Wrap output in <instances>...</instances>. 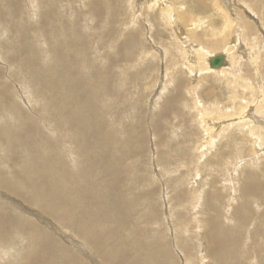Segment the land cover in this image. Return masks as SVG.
I'll list each match as a JSON object with an SVG mask.
<instances>
[{
	"label": "rangeland",
	"instance_id": "1",
	"mask_svg": "<svg viewBox=\"0 0 264 264\" xmlns=\"http://www.w3.org/2000/svg\"><path fill=\"white\" fill-rule=\"evenodd\" d=\"M175 1L166 6L173 9L174 26L184 31L176 13L181 5ZM186 1L182 8L189 7L184 11L208 16L218 28L223 13L233 11L234 4V0ZM33 2L0 0V264H27L29 259L43 264L39 260L44 254L38 250L45 252V264L63 260L59 252H46L47 224L24 210L33 206L28 200L34 184L40 183L28 164L35 150L52 154L61 168L63 159L84 168L89 154L92 172L98 171L90 174L92 189H101L113 176L122 178L125 217L117 221L99 212L95 224L105 243L101 251L111 264H217L218 258L209 252L214 244L205 240L214 229L225 241V264H264V193L258 187L264 182V105L255 106L262 100L259 85L264 88V25L258 21H264V0H239L248 13L234 8L239 16L251 18L256 30L234 24L228 44L238 63L232 67L233 76L193 75L184 64L177 69L174 61L186 63L183 50L191 51L188 47L198 43L188 39L183 45L187 48L179 50L162 0L150 8L147 0ZM50 9L55 11L52 20ZM232 17L235 23L236 14ZM204 36L198 38L210 49L224 44L220 38ZM247 56L257 61L252 65ZM236 75L234 88L228 79ZM245 82L249 86L244 87ZM76 98L82 102L83 132L70 103ZM245 102L242 113L254 128L253 147L245 119L238 122L237 114L221 118L225 112H238ZM208 111L210 117L204 119L202 112ZM87 131L97 133L89 139L95 148L82 144L79 132ZM15 134L22 140H13ZM211 135L213 148L206 143ZM67 149L69 155L63 152ZM17 182L19 188L13 190ZM87 184L81 187L85 195L90 190ZM245 184L255 187L248 191ZM69 197L79 203L73 191ZM81 210L89 216L88 210ZM74 230L80 234L87 229ZM155 236L161 246L155 252L137 246L141 239L154 246ZM200 242L198 256L204 260L198 262L193 257L198 251L195 243ZM92 251V260L82 256L84 264H104L102 252L93 245Z\"/></svg>",
	"mask_w": 264,
	"mask_h": 264
},
{
	"label": "bare ground",
	"instance_id": "2",
	"mask_svg": "<svg viewBox=\"0 0 264 264\" xmlns=\"http://www.w3.org/2000/svg\"><path fill=\"white\" fill-rule=\"evenodd\" d=\"M149 1H151V3H149L148 8H150L153 5V3H156L157 0H149ZM149 1L147 0V2H149ZM168 1L169 0H162V2L165 4L164 17H165L166 23H167V21H171L169 23V25L173 28V32H174L175 37H176V41L178 42L177 44L179 45V50H183L185 47L187 48L188 45L185 47H183V45L186 42V40H188V39L190 40V42L195 41L198 43V45H197L198 47L197 46L195 47L194 45H191V43H190L191 46L188 48L192 49L191 51H189V50L186 51V49L183 50V52H182L183 60L186 61V59H187L186 63L180 62L178 64V61H174L175 66L178 67V65H179V67L177 69H181L180 66H182V64H184V66H186V68H187V71H189L190 73H193V75L196 72H207V73L215 74L216 76H224L226 74H229V75L232 74L231 76H233L234 74H236V73H232L233 70H235L232 67H234V65L238 64L236 61L237 57L234 54L229 52L230 48L228 45L230 43V39L232 38V35H233L234 24L238 25V27L241 26L244 29H249L250 31L256 30V23H254L251 20V18H249L250 19V21H249V20L243 18L242 14L239 16L237 11H234L235 10L234 8L239 9L242 7L243 13H246V12L248 13L246 8L243 7L244 3L240 4L238 2L239 0H234V4L231 5L233 7V11L228 10V13L227 12L223 13L224 14L223 18H222L221 14L219 15L222 18L223 23L218 28V27H215V25L213 24V20L209 19L208 16L195 15L192 12L184 11L186 9V7H189V6H186L185 8H182L183 4H185V5L187 4L186 0H176L175 3L181 5V8L183 9L182 10L180 7H176V13H177V15H178V17L182 23L181 25H183V27L185 28L184 31L183 30L180 31V29H177L176 26H174V22H172V20H173V9L170 5L166 6ZM31 2H32V4L34 3L33 0H31ZM139 8H141V6H139ZM218 8H220V6H218ZM190 9L196 10L195 7H190ZM49 12H50L49 13V20H52L55 16V11L53 9H50ZM35 14H36V12L34 13V15ZM232 14L233 15L236 14L235 23L233 21L234 20L233 17L231 18ZM258 21L260 22L261 25H264V21H262V20L261 21L258 20ZM200 32H202V34H200ZM204 34H205V36H204ZM198 35H203L206 38H220L221 42H223L224 44L221 43V46H219L217 48L210 49V47H208V45L205 42L203 43L198 38ZM131 37L133 38V35ZM180 39H182V40H180ZM208 51L209 52L213 51L214 54L208 53ZM218 54H222L224 56V63L221 66L216 67V68H212V67H210V65L208 66L209 59L215 55H218ZM247 59L250 60L252 65L257 61V60H254L255 59L254 57L250 58V56H247ZM256 59H258V57H256ZM207 62H208V64H207ZM259 64L260 63L257 62L254 65L255 66L254 69L256 71L259 68ZM54 66L55 67L52 69L55 70L57 65L55 64ZM167 69L168 68L165 67L164 71ZM258 75H259V72H258ZM236 76H234L233 80L230 78L228 79V82L230 84L232 83L234 85V88L236 87V85H238L236 83V81H237L236 79L239 77V75H236ZM218 79L220 80V78H218ZM229 80H231V81H229ZM245 80H248V79H245ZM160 81L163 82V78ZM192 86H194V85H192ZM243 86L247 87V86H249V84L247 82H245V84ZM230 87H232V86H230ZM259 87H260V90H259L260 98H262V100L259 103L257 102V104L255 105L256 109H258L257 107H261L264 105V88L262 85H259ZM250 88H251V86H250ZM164 89H163V91H165ZM193 89H194V87H193ZM209 92H211V91L209 90ZM233 94L238 95L236 92ZM87 99L89 100V98H87ZM70 103H71L72 107L74 108L78 119L82 123V126L79 128V131L83 132V131H85L86 126L83 122L82 102L76 98V99H71ZM197 104L195 105L196 107H198ZM246 104H247V102H245V104L242 103L241 106L239 105L238 112H231V113H228L229 111L227 113L225 112L223 117H221V118H223V119L224 118H230V116L233 117V115L237 114L238 115L237 121L240 122V119H245V121H243V125H245V127H248V125H249L246 133L252 135V138H253V136H254L253 135L254 134L253 129L254 128H252V126L250 125V122L248 120H246L247 117L245 118L244 117L245 115H243V113H242L245 111V108H247ZM241 113H242V115H241ZM259 113L260 112H258V114ZM209 114H210V112L209 113L202 112V117H204L205 115H207V117H208ZM260 116H262V115H260ZM205 118L206 117H204V119ZM234 118H236V117H234ZM262 118H264V117H262ZM217 119H219V118H217ZM202 122H205V120H202ZM207 122H205V123H207ZM71 124H74V123H71ZM212 125H214V124H212ZM262 125H264V124H261V126ZM202 126H204V125H202ZM28 127H29V124L24 129H28ZM210 130H208V131H210ZM261 131H263V130H261ZM261 131H260V133H261ZM81 132H79V133L82 136V144L85 146V148L86 149L95 148L91 145V142L89 141V139L91 137H93L94 135H96L97 133L96 134H88V131H87L86 134L83 135ZM233 135H234L233 133H230L229 137L231 138V137H233ZM23 138H24V136H23ZM245 139H246V137H245ZM13 140H22V139L15 134ZM214 141L215 140L212 138V135H211V137L207 138V142L206 141L205 142L208 143L211 148H213V144L215 143ZM250 141H252L251 142L252 147L255 146L256 139L253 138ZM248 143H249V141H248ZM248 143H246V144H248ZM236 145H237V143L235 142V146ZM211 148H209V149H211ZM235 148L236 147H234V149ZM237 148H240V146ZM236 151H237V149H236ZM253 151H254V149L252 150V152ZM63 152H65V154L68 153V155H69L71 150L67 149L66 151H63ZM253 154L255 155V153H253ZM61 155L63 156L64 154L61 153ZM236 156L237 155H235V157ZM263 156H261V157H263ZM227 157H229V156H227ZM58 158L59 157L56 158L57 161H58ZM63 158H64V156H63ZM71 158H72V156H71ZM231 160H234V158ZM62 162H63L64 167L61 168L59 166L60 164L57 165V162H55V157L52 154L47 153L46 151L45 152H38V150H35L32 152L28 164H30L29 166H30L33 173L37 172V176L40 179V183L34 184L33 192H32V194L28 200L29 203H33V206L30 208H24V210L27 211L32 216L37 217L43 223L47 224V227L44 230V237H45V240L48 244H46V243H43V244L45 246L46 252L48 250L49 251L54 250V251L59 252L61 254V258H63V260H60V261L58 260L57 264H84L82 256L89 259V260H92L94 258V254L92 251V245H93V248L96 252H99V250L101 251V249H103L105 246V243H104L102 236L100 237L99 232H96L95 224L97 222V219H96L97 213L103 212L107 217H111V218L113 217V219L115 218L117 221H121L125 217V215L122 216V212L124 210V205L122 207V201L120 198V195H125L124 191L122 189V181L123 180H122V178H114V176H113V179L110 182H105L101 186V189H92V186L90 184V174L96 173L98 171L95 170L92 172L93 168L90 164L89 154L86 153V164H85V167H84L85 170L83 173H80V171L84 169L83 165H81L80 163L78 164L79 165V168H78L77 162L74 160H71V162L69 163L63 159ZM253 162H255V161H253ZM237 165H238V162H236L235 167L233 166L234 172L238 168ZM252 165H253V163H252ZM70 170H72L73 173ZM263 176H264V174H263ZM263 176H261V177H263ZM254 177L256 178V176H254ZM1 178H2V176L0 175V179ZM70 182H72V184H70ZM84 182H85V184L88 183L87 185H89V187L87 185L86 186L90 189V190L86 191V195H85V192H83L81 190L82 184ZM126 183L130 184V185H134V183H128V182H126ZM245 187L248 191H250V188L254 189L255 186L249 187L248 184H245ZM258 187L260 189L259 192L264 193V182L259 183ZM17 188H19L18 182L16 183V185L12 186L13 190H16ZM71 191H73L76 194V199H79L78 196L80 197L79 203H77V204L73 203L74 199L69 197L71 195ZM35 192H36V194L33 195V193H35ZM201 192L202 191L198 192L199 195H198L197 199L199 202H201V199H202ZM216 194H218V191H215L214 195H216ZM50 199H54V200L49 201ZM142 199H141L142 202L146 200L144 195H142ZM262 199L264 200V196L262 197ZM82 200H85V201L88 200V201H86V203H84L85 201L83 202ZM47 201H49V202H47ZM128 203H131V202H128ZM15 204H16V206H19V204L17 202H15ZM78 205H79V207H81V209L88 210L89 216H87V214H82L81 209H79L78 211L75 210L74 208ZM140 205H143V204H140ZM20 206H22V204ZM34 207L37 210L36 213L33 212ZM48 216L51 217L55 221L48 220L47 219ZM1 220H3V217L0 218V221ZM45 221L51 222V226L48 223H46ZM60 224L63 226H61ZM216 226H217V224H216ZM74 228L87 229V230L78 234L75 232ZM68 231H73V232L70 233ZM212 232L213 233L206 234V236H205V240L209 243V245H210V243L214 244L213 249L209 250V252H211L210 254L213 255L214 258H216V257L218 258L219 261L215 260L217 262V264H225L227 262V260H226V253L227 252H226V248H225V241L223 240V238L217 232L216 229H214ZM253 233H255V232H253ZM149 237L154 238L153 235H150ZM54 238H56V240H57L56 243H54ZM156 238L157 237L155 236V241H154L155 245L154 246L149 244L150 242L144 244L142 242V239H141V242L137 243V246L139 248L140 247L146 248V249L150 250L151 252H155V250H158L157 248H159V246H160V244ZM80 240H83L85 244L81 243ZM163 247L166 249V246H163ZM195 247L198 248V251H196L197 252L196 257H193V258H196L198 260V262L200 260H204V258L201 255H199L200 257L198 256V252L202 253L203 247H202L201 242H200V245H199V243H197V244L195 243ZM38 252H39V254H44L43 255L44 260H42L40 258V260H42V261L39 260V262L45 264L46 263L45 260L47 259L45 252H41V250H38ZM170 254H171V251H170ZM57 258L59 259L58 255H57ZM101 261H105L104 264H111V262L108 259H106V256L103 252H102V256H101ZM112 262H114V261H112ZM27 264H37V263L30 262V259H29ZM93 264H102V263L101 262H94ZM154 264H158V262L156 261Z\"/></svg>",
	"mask_w": 264,
	"mask_h": 264
},
{
	"label": "water",
	"instance_id": "3",
	"mask_svg": "<svg viewBox=\"0 0 264 264\" xmlns=\"http://www.w3.org/2000/svg\"><path fill=\"white\" fill-rule=\"evenodd\" d=\"M224 63V56L222 54L215 55L209 59V65L212 68L221 66Z\"/></svg>",
	"mask_w": 264,
	"mask_h": 264
}]
</instances>
